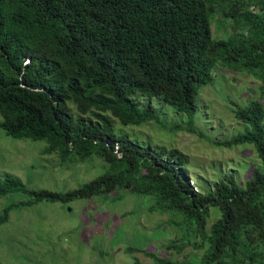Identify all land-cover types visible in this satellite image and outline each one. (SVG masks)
Returning a JSON list of instances; mask_svg holds the SVG:
<instances>
[{"label":"trees","instance_id":"trees-1","mask_svg":"<svg viewBox=\"0 0 264 264\" xmlns=\"http://www.w3.org/2000/svg\"><path fill=\"white\" fill-rule=\"evenodd\" d=\"M217 14L229 29L223 39L210 35ZM216 67L256 79L259 99L229 101L243 130L211 143L250 144L259 165L243 182L229 173L197 190L181 152L114 136L110 118L122 125L156 120L158 108L147 102L155 100L186 116L168 129L206 138L192 117L198 90ZM261 99L264 0H0V128L13 138L45 141L42 153H55L61 164L91 156L102 162L100 173L63 192L30 189L3 174L0 196L24 198L2 209L0 223L12 207L125 191L147 197L148 210L167 214L166 223L182 232L165 249L180 253L190 245L199 250L194 264H264ZM211 207L217 211L207 223ZM148 255L154 264H174Z\"/></svg>","mask_w":264,"mask_h":264},{"label":"rangeland","instance_id":"rangeland-1","mask_svg":"<svg viewBox=\"0 0 264 264\" xmlns=\"http://www.w3.org/2000/svg\"><path fill=\"white\" fill-rule=\"evenodd\" d=\"M219 20L220 16L214 15L209 24L213 39L226 38L229 32L228 26L218 24ZM257 85L256 79L242 72L214 69L211 83L198 90L197 110L192 117L196 129L206 138L168 129L172 124H183L186 116L155 100L147 102L158 108L156 120L122 125L111 117V130L114 136H126L143 146L181 152L186 158L189 185L194 189L201 190L207 181L229 173L243 182L248 169L259 165L253 147L211 142L229 139L243 130L230 111L233 106L229 101L242 104L248 98H258ZM143 97L137 99L140 108L146 104ZM260 101L264 106V100ZM68 107L72 114L76 113L74 107ZM45 145L43 140L10 137L0 128V176H16L30 189L63 192L102 171V162L95 156L61 164L55 153H42ZM23 198L15 192L0 196V213L9 203ZM148 205L147 197L121 191L107 197L12 207L7 219L0 223V264H133V258L140 264H154L148 253L174 264H194V254L199 250L190 245L180 253L163 247L182 232L166 223L167 214L149 211ZM214 210L211 207L207 223L213 219Z\"/></svg>","mask_w":264,"mask_h":264}]
</instances>
